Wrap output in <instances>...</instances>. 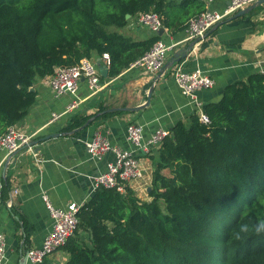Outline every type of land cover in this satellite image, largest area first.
<instances>
[{
  "label": "trees",
  "instance_id": "1",
  "mask_svg": "<svg viewBox=\"0 0 264 264\" xmlns=\"http://www.w3.org/2000/svg\"><path fill=\"white\" fill-rule=\"evenodd\" d=\"M206 8L207 0H0V136L35 103V80L57 66L108 52L115 77L148 51L161 34L120 31L140 13L157 12L176 33ZM203 111L208 122L195 111L155 148L151 199L129 184L98 187L61 247L67 260L33 264H264V73L228 83ZM90 117L75 115L69 130Z\"/></svg>",
  "mask_w": 264,
  "mask_h": 264
},
{
  "label": "crops",
  "instance_id": "2",
  "mask_svg": "<svg viewBox=\"0 0 264 264\" xmlns=\"http://www.w3.org/2000/svg\"><path fill=\"white\" fill-rule=\"evenodd\" d=\"M228 2L207 0V5L223 10ZM120 31L139 39L155 35L138 18ZM161 35L171 42L172 39L184 38L186 32L174 33L165 27ZM192 41H195L194 47L186 57L181 56L173 65H167L176 51L186 49ZM92 58L99 68L106 66L99 54L95 53ZM179 63L187 71L200 69L214 79L212 87L197 91L202 107L207 102L219 100L228 83L245 80L250 74L260 72L264 66V2L249 13L227 17L204 38L170 50L163 69L159 71L128 67L115 77L103 76V87L95 93L84 77L79 81L76 95L71 92L55 95L47 76L35 80L36 101L27 115L15 124L33 135L31 141L35 143L32 149L25 146L16 151L18 153L11 158L6 175L4 166L9 153L0 149L1 176L9 177L11 182L9 192L3 193L4 188L0 191V231L6 237V264H19L27 250L41 246L52 229L53 218L44 194L57 207H67L70 202L82 204L93 195L96 190L93 176L105 171L108 162L115 159L113 151L100 158L91 157L87 151L86 142L100 127L113 145L140 158L143 176L130 181L129 186L142 200L151 199L149 189L155 169L152 157L156 150L145 152L135 147L128 139L127 125L131 121L140 123L147 140L156 129H171L179 120L198 111L196 103L182 93L175 81L173 71ZM151 88L153 93L149 105L136 111L123 109L145 103ZM74 99L79 100V105L67 111L68 104ZM54 112L60 114L56 119L52 118ZM104 112L111 114L101 117ZM82 114L91 115L92 121L85 128L79 126L69 130L73 117ZM53 132L63 134L42 140L44 135ZM50 257L63 263L68 254L60 249Z\"/></svg>",
  "mask_w": 264,
  "mask_h": 264
},
{
  "label": "built area",
  "instance_id": "3",
  "mask_svg": "<svg viewBox=\"0 0 264 264\" xmlns=\"http://www.w3.org/2000/svg\"><path fill=\"white\" fill-rule=\"evenodd\" d=\"M256 1L258 0H229L223 10L208 6V8L189 19L184 29L186 32L184 38L172 39L171 42H167L163 38L156 40L151 48L132 62L129 67H140L150 72L163 69L170 50L176 49L179 45L191 40L204 38L216 24ZM138 21L154 32H158L160 27L164 26L161 16L154 11L140 13ZM101 58L108 68L111 64L110 54L104 52ZM261 72L264 73V66ZM173 74L182 93L188 96L191 102L196 103L201 120L208 122L209 117L204 113L203 107L199 103L197 91L212 87L215 84L214 79L200 69L187 71L183 68L182 63L175 65ZM82 77L87 80L93 93L103 87L101 70L95 59L90 57H84L74 65H59L52 74L47 75L55 95H60L64 92H71L76 95L79 81ZM78 105L79 100L74 99L68 104L67 111L75 109ZM59 116L60 114L54 112L52 118L56 119ZM169 133L170 129L161 127L156 129L150 138L145 140L143 126L140 123L131 121L127 125L128 139L135 147L145 152H150L151 149L159 147ZM32 138L33 135L20 130L15 124L10 125L0 136V149L7 150L8 155L25 146L32 149V145H30ZM86 145L91 157L100 158L108 151H113L115 154V159L108 162L107 169L93 176L95 189L100 186H117L118 189L124 191L125 186L130 181L142 178L143 167L140 158L129 150H123L113 145L102 127L96 129L92 138L86 142ZM34 154H37V152H34ZM3 188L4 181L0 173V191ZM44 199L53 218V227L45 236L41 246L31 247L27 250L26 255L29 264L41 262L46 257L60 250L78 228V211L83 203L70 202L67 207H57L50 202L46 194H44ZM6 261V237L0 231V264H6Z\"/></svg>",
  "mask_w": 264,
  "mask_h": 264
},
{
  "label": "water",
  "instance_id": "4",
  "mask_svg": "<svg viewBox=\"0 0 264 264\" xmlns=\"http://www.w3.org/2000/svg\"><path fill=\"white\" fill-rule=\"evenodd\" d=\"M264 0H258L254 3H252L251 5L245 7V8H242L240 10H238L236 13H234L233 15H231V18H235V17H239L241 15H244L246 13H249L250 11H252L257 5L263 3ZM131 15L128 13L127 14V17L129 18ZM220 23V22H219ZM218 23V24H219ZM218 24H216L214 27H217ZM213 27V28H214ZM165 31V26H161L160 29L158 30V33L160 34H163V32ZM194 44H195V41H192L186 49H180L178 51H176L174 53V56L171 57V60L169 63H167V65H173L174 63H176L177 61L180 60V57H186L188 54H189V51H191L194 47ZM100 64H101V60L98 61ZM166 65V66H167ZM101 69V74L105 77L108 76V68L106 66L104 67H100ZM33 88V87H32ZM34 89V88H33ZM153 93V88L150 89L149 91V95H148V99L145 103L141 104V105H136V106H130V107H123L124 110H130V111H136V110H140L144 107H146L147 105L150 104L151 102V95ZM111 111L115 110V109H109ZM93 117L91 119H89L85 124L82 125L81 128H85L91 121H92ZM63 133L62 132H53V133H50V134H46L42 137V140H47V139H50L52 137H57L59 135H62ZM38 142V141H37ZM36 142V143H37ZM35 142H32L30 143V145L34 144ZM18 152H13L9 155V158L7 159L6 163H5V166H4V175H6L7 173V169L9 167V164H10V160L11 158L16 155ZM152 187H150L149 190H151ZM27 263V255L26 253L21 257V260H20V263L19 264H26Z\"/></svg>",
  "mask_w": 264,
  "mask_h": 264
},
{
  "label": "clouds",
  "instance_id": "5",
  "mask_svg": "<svg viewBox=\"0 0 264 264\" xmlns=\"http://www.w3.org/2000/svg\"><path fill=\"white\" fill-rule=\"evenodd\" d=\"M248 230H249V229H248L247 226H242V227H241V231H242V232H247ZM255 231H256L257 233H260V232H261V230H260L259 228L255 229Z\"/></svg>",
  "mask_w": 264,
  "mask_h": 264
}]
</instances>
